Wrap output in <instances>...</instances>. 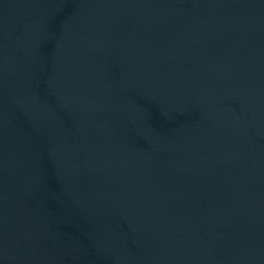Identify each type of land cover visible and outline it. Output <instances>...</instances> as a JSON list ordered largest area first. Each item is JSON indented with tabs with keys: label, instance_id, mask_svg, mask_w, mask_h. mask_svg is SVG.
Returning <instances> with one entry per match:
<instances>
[{
	"label": "water",
	"instance_id": "95a60500",
	"mask_svg": "<svg viewBox=\"0 0 264 264\" xmlns=\"http://www.w3.org/2000/svg\"><path fill=\"white\" fill-rule=\"evenodd\" d=\"M0 264H264V0H0Z\"/></svg>",
	"mask_w": 264,
	"mask_h": 264
}]
</instances>
